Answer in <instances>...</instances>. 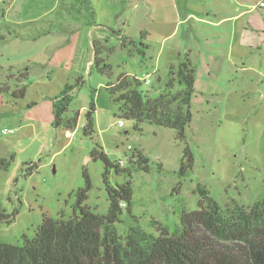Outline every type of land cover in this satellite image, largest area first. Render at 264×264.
<instances>
[{"label":"rangeland","instance_id":"obj_1","mask_svg":"<svg viewBox=\"0 0 264 264\" xmlns=\"http://www.w3.org/2000/svg\"><path fill=\"white\" fill-rule=\"evenodd\" d=\"M257 1L216 27L188 16L205 18L211 8L183 0L178 30L164 39L172 29L168 21H175L170 0H0V158L10 163L0 169V206L18 211L10 224H0V239L21 244L45 214L73 216L84 171L92 183L85 205L100 215L109 210L108 185L132 180V215L124 208L116 223L122 237L138 226L157 235L160 225L174 231L183 210L197 209L199 187L223 207L264 201V9L249 10ZM228 16L235 14L225 2L209 18ZM123 37L134 39L136 48L122 46ZM99 44L111 75L95 64ZM187 54L196 79L186 140L174 129L119 117L109 82L129 74L155 97L170 63ZM67 85L73 88L69 112L80 113L75 129L53 124L54 100ZM23 86L25 96L16 97ZM92 100L94 132L87 135ZM187 145L194 158L182 175ZM96 147L121 163L119 170L108 168V183L105 162L91 157ZM136 151L148 157V171L134 164Z\"/></svg>","mask_w":264,"mask_h":264},{"label":"trees","instance_id":"obj_2","mask_svg":"<svg viewBox=\"0 0 264 264\" xmlns=\"http://www.w3.org/2000/svg\"><path fill=\"white\" fill-rule=\"evenodd\" d=\"M135 45L134 39L123 37L122 46ZM102 47L99 44L95 50V64L111 75V66L100 56ZM193 63L187 54L184 61L171 64L169 78L155 97L141 90L142 82L129 74L109 82L106 88L120 105L119 117L134 120L137 125L150 122L174 129L178 138L186 140V127L193 119L192 97L196 79ZM25 90L23 86L13 94L24 97ZM72 90L67 85L54 100L53 124L56 127L75 129L79 123L80 113L69 112ZM96 108L92 100L86 112L87 123L83 126L87 135L94 132ZM91 157H99L105 162L106 183L108 168L115 165L119 170L121 166V163H111L99 147L93 150ZM132 158L140 169L149 170V159L142 151H136ZM193 158L187 145L182 175L192 166ZM9 165L6 158H0V169H8ZM36 167L37 164H33L32 170ZM124 171L132 175L129 168ZM84 176L86 186L75 192L73 216L52 218L45 214L36 234L33 237L23 235L21 244L0 239V264H264V201L257 200L248 208L239 203L223 207L206 188L199 187L201 199L197 209L183 210L182 221L174 231L159 224L157 235L138 226L122 237L116 223L124 208L132 215V180L117 187L108 185L109 210L106 215H100L85 205L92 183L86 171ZM17 213L15 210L10 214L0 206V224H10ZM154 224L158 225L157 222Z\"/></svg>","mask_w":264,"mask_h":264},{"label":"crops","instance_id":"obj_3","mask_svg":"<svg viewBox=\"0 0 264 264\" xmlns=\"http://www.w3.org/2000/svg\"><path fill=\"white\" fill-rule=\"evenodd\" d=\"M182 1L183 0H170L169 6L174 7L175 21H173L172 23L168 21L167 26L169 27L172 24V29L170 30L169 34L164 36V39L167 37H172L173 34H175L176 31L178 30L177 25L181 21V17H179L181 15V12H179V4L178 3L182 2ZM259 1H261V0H259ZM259 1H257V3L254 4L251 9H249V8L248 9L252 10L253 7L254 8L260 7V6H258ZM185 2H187V3L193 2L195 4H200L206 10L211 8V10H208L207 17H205V18L202 17L201 15L197 14V13H191L188 16H192L195 21L200 22L201 24H205V25H209V26H216V27L219 26V24L221 22H223V20H225L226 18H229V17L236 18V17L240 16L242 13H244L246 11V6H250L249 0H185ZM225 2L229 6L232 7V11L235 14V16L224 17L218 22L211 20L209 18L211 13L213 11H217V12L220 11V9L223 7ZM159 6H166V4L160 3ZM260 8L264 9V7H260ZM176 18H177V21H176ZM171 64H173V62H171L170 65Z\"/></svg>","mask_w":264,"mask_h":264},{"label":"built area","instance_id":"obj_4","mask_svg":"<svg viewBox=\"0 0 264 264\" xmlns=\"http://www.w3.org/2000/svg\"><path fill=\"white\" fill-rule=\"evenodd\" d=\"M258 6H260V7H264V0L259 1ZM145 80H146V81H149L148 78H146ZM120 125H121V126L125 125L124 121L121 120V124H120ZM5 132H6V134L9 133L6 129H5Z\"/></svg>","mask_w":264,"mask_h":264}]
</instances>
